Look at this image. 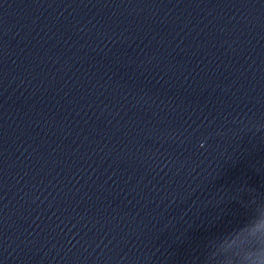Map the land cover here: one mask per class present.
I'll list each match as a JSON object with an SVG mask.
<instances>
[{
  "label": "water",
  "instance_id": "95a60500",
  "mask_svg": "<svg viewBox=\"0 0 264 264\" xmlns=\"http://www.w3.org/2000/svg\"><path fill=\"white\" fill-rule=\"evenodd\" d=\"M257 228L264 0H0V264H203Z\"/></svg>",
  "mask_w": 264,
  "mask_h": 264
},
{
  "label": "clouds",
  "instance_id": "9594fccd",
  "mask_svg": "<svg viewBox=\"0 0 264 264\" xmlns=\"http://www.w3.org/2000/svg\"><path fill=\"white\" fill-rule=\"evenodd\" d=\"M253 214L251 213L247 220L233 229L237 236L248 227H251ZM232 232L225 233L231 236ZM215 259L216 264H264V229H254L238 244L228 243L219 255L213 253L211 247H206L203 264H208L209 258Z\"/></svg>",
  "mask_w": 264,
  "mask_h": 264
}]
</instances>
